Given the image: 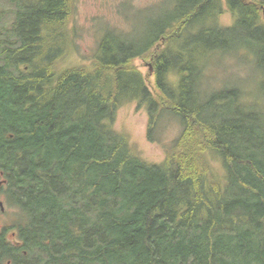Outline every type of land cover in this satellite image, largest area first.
Wrapping results in <instances>:
<instances>
[{"label":"trees","instance_id":"16d2710c","mask_svg":"<svg viewBox=\"0 0 264 264\" xmlns=\"http://www.w3.org/2000/svg\"><path fill=\"white\" fill-rule=\"evenodd\" d=\"M11 2L0 170L21 218L13 264H264V105L206 81L237 44L254 45L264 80V0H178L143 40L107 30L89 63L66 69L74 0ZM129 103L146 109L151 143L180 126L164 162L117 131Z\"/></svg>","mask_w":264,"mask_h":264},{"label":"rangeland","instance_id":"374dc122","mask_svg":"<svg viewBox=\"0 0 264 264\" xmlns=\"http://www.w3.org/2000/svg\"><path fill=\"white\" fill-rule=\"evenodd\" d=\"M177 2L178 0H74L73 16L69 23L70 28L76 33L74 52L61 62L60 68L66 69L69 66L89 63L102 34L107 30L135 29L132 35L143 40L147 25L156 28L162 20L168 19L170 15L175 16L173 7ZM13 9H16L14 2L0 0V32L12 26L15 20ZM230 17L229 14H225L221 19L223 24L231 25L233 20ZM238 46V44L235 46L237 50L234 47L219 58L214 67H211L213 70L206 81H210L214 87H239L245 94L247 102L251 104L259 102L264 105V88L261 86L264 80L259 73L254 45H251L252 48ZM135 64L146 77L151 90L157 94L151 64L142 59H137ZM137 107V103H129L119 108L117 131L129 137L130 145L144 160L160 164L167 157L169 143L179 135L180 126L173 122L164 123L160 131L162 142L151 143L146 132L148 113L146 109ZM5 212V217L2 218V221L6 222L4 225L11 224L12 227H17L21 220L18 210L9 206Z\"/></svg>","mask_w":264,"mask_h":264},{"label":"flooded vegetation","instance_id":"af4514ba","mask_svg":"<svg viewBox=\"0 0 264 264\" xmlns=\"http://www.w3.org/2000/svg\"><path fill=\"white\" fill-rule=\"evenodd\" d=\"M2 174L3 172L0 170V264H13L14 251L23 247L19 236V227L21 225L19 224L17 227H12L11 224L6 226L4 225L6 222L2 221L7 207L10 206L8 200L10 191L6 188L7 180Z\"/></svg>","mask_w":264,"mask_h":264}]
</instances>
